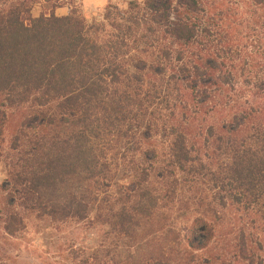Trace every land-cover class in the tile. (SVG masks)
<instances>
[{
	"label": "trees",
	"instance_id": "trees-1",
	"mask_svg": "<svg viewBox=\"0 0 264 264\" xmlns=\"http://www.w3.org/2000/svg\"><path fill=\"white\" fill-rule=\"evenodd\" d=\"M35 2L0 0L4 229L95 209L129 233L187 198L176 264H264V0H131L101 22ZM132 145L138 186L114 206L99 196Z\"/></svg>",
	"mask_w": 264,
	"mask_h": 264
},
{
	"label": "rangeland",
	"instance_id": "rangeland-1",
	"mask_svg": "<svg viewBox=\"0 0 264 264\" xmlns=\"http://www.w3.org/2000/svg\"><path fill=\"white\" fill-rule=\"evenodd\" d=\"M129 1L37 0L32 7V15L53 11L55 15L63 16L75 10L87 22H101L106 6L114 5L122 10ZM135 1L141 3L144 0ZM10 134L5 136L3 156L0 158V185L7 177L5 155ZM116 152L118 164L111 163L114 174L111 184L99 196V199L106 198L114 206L133 200L138 186L131 171L133 161L138 158V147L132 145ZM156 185L153 184V188ZM196 196L206 201L211 193L200 188ZM4 197L5 192L0 190V199ZM186 199L175 200L160 214L139 220L140 225L129 233L115 229L113 223L99 215V210L92 209L82 219L60 221L38 211L24 218L19 230L11 234L4 229V214L0 208V264H139L152 263L155 258L176 264L179 255H184L185 238L196 214L195 206L191 203L185 205Z\"/></svg>",
	"mask_w": 264,
	"mask_h": 264
}]
</instances>
